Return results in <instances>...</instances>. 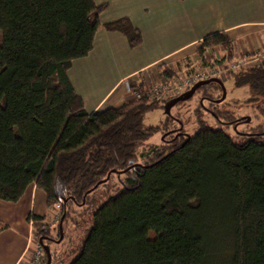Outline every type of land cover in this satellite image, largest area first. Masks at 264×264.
<instances>
[{
    "label": "trees",
    "instance_id": "obj_1",
    "mask_svg": "<svg viewBox=\"0 0 264 264\" xmlns=\"http://www.w3.org/2000/svg\"><path fill=\"white\" fill-rule=\"evenodd\" d=\"M104 7L94 0H0V199L17 201L35 183L46 205L60 211L54 229L32 214L33 237L38 242L59 222L64 237L71 203L88 206L117 175L121 189L94 209L69 264H264V135L236 140L196 113L188 138L173 130L138 156L167 125L143 123L160 108L146 87L130 84L136 95L118 107L84 108L67 72L91 51ZM103 27L131 47L141 41L127 18ZM215 45L224 50L220 62L236 57L221 31L196 46L199 59L212 56L207 49ZM227 75L249 87L251 101L264 100L263 61ZM210 85L218 84L194 94ZM50 252L52 264L58 254Z\"/></svg>",
    "mask_w": 264,
    "mask_h": 264
},
{
    "label": "crops",
    "instance_id": "obj_2",
    "mask_svg": "<svg viewBox=\"0 0 264 264\" xmlns=\"http://www.w3.org/2000/svg\"><path fill=\"white\" fill-rule=\"evenodd\" d=\"M94 2L105 7L98 15L92 49L87 56L74 60L67 72L88 112L118 107L133 98V92L126 88L129 80L141 73H156L157 66L166 61L173 64L192 56L210 34L225 32L237 53H264V0ZM119 18H127L138 29L139 44L131 47L122 33L103 27L105 22ZM175 31L180 37L170 39L169 34ZM90 73L102 75L104 83L99 87L86 85L95 82ZM45 206V195L35 183L29 184L17 201L0 199V264H25L33 242L31 215H43Z\"/></svg>",
    "mask_w": 264,
    "mask_h": 264
},
{
    "label": "rangeland",
    "instance_id": "obj_3",
    "mask_svg": "<svg viewBox=\"0 0 264 264\" xmlns=\"http://www.w3.org/2000/svg\"><path fill=\"white\" fill-rule=\"evenodd\" d=\"M190 28L191 26L187 28L188 33ZM173 30L174 26L172 27V31ZM179 37L180 34H176V31L175 33L169 34L170 39H178ZM175 41L176 40H173L172 43ZM207 51L208 53L212 52L214 57L213 55L208 56L203 61L199 59L195 51V54L192 56L195 57L197 55L196 58L189 56L181 62L173 64L166 61L163 66H157L156 73H141L129 80V84H136L138 86L143 85L144 88L146 87L150 98H156L159 103L160 108L148 111L144 115L143 123L146 126H158L160 124L163 126V124H167L165 127L161 128L162 133L156 132L148 139V144L153 146H146V148L140 147L137 150L138 156L147 153L152 147L160 144V140L162 138H168L173 130H178L176 132H180L184 129L182 130L184 134L194 133L198 126L195 118L196 113H198L207 124L213 127H222L236 140L243 139V137L254 131H256L255 133L257 134L264 135V100L251 101V97L254 96V93L249 87L246 85L236 86L229 75H223L222 70L218 71L217 75L214 77H220L221 80H223L225 87L224 99L221 101L218 100L221 96V90L218 89V85H210L203 90H198L189 100L174 105L170 109L169 116L166 117L167 115H165L162 106L168 102V100L178 95L176 93L180 91V81L185 77H189L196 72H201L206 69L223 68L227 63H231L235 60L245 59L244 61L250 62L247 64L248 66L258 64L262 61L264 62V58H258L259 54H262L259 51L236 52V57L223 62H220L224 54V50L221 46L215 45L209 47ZM253 52L256 53L253 54ZM96 68L99 72L100 68L98 66ZM88 76L94 79L95 82L86 83V85L90 84L94 87L101 86L106 79L100 78L102 75L91 73ZM166 118L168 121L164 122ZM176 132H173V134H176ZM121 187L122 184L119 181V177L113 175L106 184L101 185L99 189L96 190L94 201L88 206H78L71 203V206H69L71 211L70 216L63 225L64 238L58 245H51V250L58 254V259H53L52 264H69L72 261L92 223L94 209L105 200V198L116 194ZM58 206L59 204L46 205L43 211V216H45L44 222L47 225H51L53 229L59 218L60 209ZM149 236L152 237L153 234L150 233ZM36 244L37 238L34 236L31 249L28 252L26 260H24L25 262L30 258Z\"/></svg>",
    "mask_w": 264,
    "mask_h": 264
},
{
    "label": "built area",
    "instance_id": "obj_4",
    "mask_svg": "<svg viewBox=\"0 0 264 264\" xmlns=\"http://www.w3.org/2000/svg\"><path fill=\"white\" fill-rule=\"evenodd\" d=\"M258 58H264V53L259 54ZM244 60L245 59L235 60V61H232L231 63H227L226 66H224L223 68L206 69L201 72H196L190 75L189 77H185L184 79L180 81V84H179L180 91H178L176 94H180L181 91L183 92L187 90L191 85H193L195 82L199 80L216 76L218 71L220 70L223 71V75H227L231 71L239 70L241 68H244L245 66L247 67L248 66L247 64L250 62L244 61ZM126 88H127V91H131L128 85L126 86ZM133 94L134 96L136 95L135 93ZM41 255H42V247L37 243L30 258L27 260V262H25V264H38L41 258Z\"/></svg>",
    "mask_w": 264,
    "mask_h": 264
},
{
    "label": "water",
    "instance_id": "obj_5",
    "mask_svg": "<svg viewBox=\"0 0 264 264\" xmlns=\"http://www.w3.org/2000/svg\"><path fill=\"white\" fill-rule=\"evenodd\" d=\"M211 82L217 83L220 86V88H221V96H220V98L218 100L221 101L222 99H224V97H225V87H224V84H223V81L221 80V78H219V77H209V78L202 79V80H199V81L195 82L193 85L190 86L189 89H187L186 91H183L182 93H180V94L176 95L175 97H173L172 99H170L164 105V113L169 115L170 114V109L177 102L185 101V100L189 99L190 97L193 96V94H194V92L196 91L197 88H199L202 85L211 83ZM185 135L188 138L189 134H185ZM106 178L103 179V181H105ZM61 237H62V235H60V238ZM38 240L42 244V237H39ZM43 247H44V250H45V253H46V256H47V262L45 264H49L50 260H51V256H50V253H49L48 246L43 244Z\"/></svg>",
    "mask_w": 264,
    "mask_h": 264
},
{
    "label": "flooded vegetation",
    "instance_id": "obj_6",
    "mask_svg": "<svg viewBox=\"0 0 264 264\" xmlns=\"http://www.w3.org/2000/svg\"><path fill=\"white\" fill-rule=\"evenodd\" d=\"M61 224L62 223L59 222L58 228H57V230H55V232L52 231L50 233H47L48 232L47 231V228H45V232L47 234H44V235H41L40 236V237H42V244L39 242V240H38L39 243L37 242L42 247V255H41V258H40L39 262H41L44 259V257H46V262H47V256H46V253H45L43 244H45V245L48 246L49 253H50V256H51V259H52V255H51V252H50L51 245H58L63 240V238H64L63 237V230H62V225ZM60 235H62L61 238H60ZM39 262H38V264H39ZM50 262H51V260H50Z\"/></svg>",
    "mask_w": 264,
    "mask_h": 264
},
{
    "label": "clouds",
    "instance_id": "obj_7",
    "mask_svg": "<svg viewBox=\"0 0 264 264\" xmlns=\"http://www.w3.org/2000/svg\"><path fill=\"white\" fill-rule=\"evenodd\" d=\"M189 89V88H188ZM186 91V90H185ZM182 93V92H181Z\"/></svg>",
    "mask_w": 264,
    "mask_h": 264
}]
</instances>
